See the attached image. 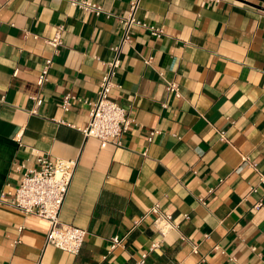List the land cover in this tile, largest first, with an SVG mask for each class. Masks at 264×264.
I'll use <instances>...</instances> for the list:
<instances>
[{
    "label": "crops",
    "instance_id": "obj_1",
    "mask_svg": "<svg viewBox=\"0 0 264 264\" xmlns=\"http://www.w3.org/2000/svg\"><path fill=\"white\" fill-rule=\"evenodd\" d=\"M80 1L104 13L0 0V195L36 151L76 160L59 219L86 231L74 255L46 245L45 221L1 205L0 264H264V3L142 0L137 20L162 34L133 26L121 46L132 0ZM117 56L110 99L133 121L120 145L82 132ZM160 215L177 228L163 235Z\"/></svg>",
    "mask_w": 264,
    "mask_h": 264
},
{
    "label": "built area",
    "instance_id": "obj_2",
    "mask_svg": "<svg viewBox=\"0 0 264 264\" xmlns=\"http://www.w3.org/2000/svg\"><path fill=\"white\" fill-rule=\"evenodd\" d=\"M73 6H76L87 13L97 16L104 13L101 5L93 4L80 0H69ZM142 0H132L130 2V11L126 18L119 19L124 26V35L121 46L131 43L130 31L133 26H140L150 30L153 35L160 36L162 31L153 27H148L136 18V13L140 8ZM63 26L59 27L55 36L47 41L55 50L62 43ZM118 52L120 48L116 49ZM120 61L118 56L109 64L110 70L103 76L100 84V91L96 101L89 104V122L85 129L82 130L86 137H94L102 141H113L120 145L121 136L128 131L133 124L127 111L120 107L117 103L110 99V94L114 88L112 77L114 70L119 67ZM52 65V59H48L38 77L37 84L41 87L48 81L49 70ZM167 90L180 97L178 86L175 83L168 85ZM73 98L71 96L64 97L63 109L68 110ZM36 112V111H35ZM221 140H225L223 132ZM244 164L249 163L247 157L243 158ZM252 166V165H250ZM77 167L76 160L52 159L49 155H45L36 151V166L34 168L24 169L20 176L19 186L14 192H2L0 195V206L6 205L26 216H34L48 224V232L46 236V245L54 246L65 252L77 255L81 251L86 231L75 226L65 225L61 223L59 216L67 197L75 169ZM18 171L20 168L16 167ZM264 182V176L260 177ZM262 204L256 205V208ZM155 211L160 212L158 207ZM156 227L163 234H167L170 230L177 227L172 222L171 216L160 215L155 221ZM112 249L121 243L119 237L112 239ZM156 246V245H155ZM143 263V262H142Z\"/></svg>",
    "mask_w": 264,
    "mask_h": 264
},
{
    "label": "water",
    "instance_id": "obj_3",
    "mask_svg": "<svg viewBox=\"0 0 264 264\" xmlns=\"http://www.w3.org/2000/svg\"><path fill=\"white\" fill-rule=\"evenodd\" d=\"M258 1H261V2H263V3H264V0H258Z\"/></svg>",
    "mask_w": 264,
    "mask_h": 264
}]
</instances>
